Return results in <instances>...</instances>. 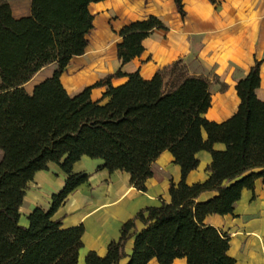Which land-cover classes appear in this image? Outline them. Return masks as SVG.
<instances>
[{"label":"trees","instance_id":"16d2710c","mask_svg":"<svg viewBox=\"0 0 264 264\" xmlns=\"http://www.w3.org/2000/svg\"><path fill=\"white\" fill-rule=\"evenodd\" d=\"M103 1L32 0L31 15L16 19L9 0H0V264H78L84 225L65 230L54 219L89 181L87 174L74 172L75 164L83 157L102 160V170L129 174L131 186L146 193L152 165L167 151L181 168V180L170 183V202L139 211L123 224L104 257L90 252L85 264L154 259L159 264L177 259L237 264L228 254L229 236L204 221L209 215H234L244 190L255 193L259 181L264 185V101L257 95L261 62L238 82V111L222 123L205 117L212 106L211 74L193 75L183 60L150 80L118 70L70 96L61 77L73 58L87 53L95 20L89 7ZM175 4L184 18L183 0ZM160 29L166 28L155 16L126 25L116 46L121 66L140 57L144 41ZM49 66L52 75L27 91ZM124 77L125 84L112 85ZM103 87L108 91L94 102L92 91ZM217 144L224 149L216 150ZM201 152L211 156L208 178L190 185L187 179L199 168ZM51 165L66 175L65 185L48 211L36 208L23 226L20 210L27 188ZM209 193L213 197L203 201Z\"/></svg>","mask_w":264,"mask_h":264},{"label":"crops","instance_id":"0c3cea01","mask_svg":"<svg viewBox=\"0 0 264 264\" xmlns=\"http://www.w3.org/2000/svg\"><path fill=\"white\" fill-rule=\"evenodd\" d=\"M9 2L16 19L31 15L32 0L27 7ZM89 9L95 20L87 53L73 58L61 77L70 96H76L89 87L88 74L93 72L90 69L91 52H95L97 47L110 45L117 55L116 46L122 40L120 31L131 22L155 16L166 29L153 31L143 43L144 53L118 70L124 74L139 72L145 80H150L158 70L183 60L193 75L210 73L213 83L212 106L205 117L222 123L238 111L240 99L236 86L258 61L261 62V86L257 95L259 99L262 98L264 0H217L215 5L208 0H183L186 13L184 18L178 12L175 0H105L91 4ZM94 33L95 36L100 35L96 39L97 45L90 39ZM52 72L53 66H49L33 80L47 73L39 81L42 82ZM115 72L103 75L92 85ZM82 80L83 84L80 82L79 87L73 83ZM127 81L126 77L113 79L112 85L118 87ZM107 91L108 87L94 89L92 100L101 101ZM215 149L223 150L224 146L217 144ZM198 158L201 162L199 168L187 179L190 185L204 182L208 178L206 168L211 163V156L201 152ZM102 166V160L88 157H83L75 164L74 172L87 174L89 181L73 192L54 215L55 220L62 221V229L82 224L85 227L78 264H85V258L90 252L104 257L109 244L119 239L123 224L147 207L158 206L161 201L170 202V183L177 184L181 180V168L173 163V157L168 151L153 163V177L147 181L146 193L131 186L129 174H110L102 170ZM65 181L66 175L55 165H51L49 171L39 172L27 188L20 210V224L28 226V216L36 208L48 211L53 195L63 189ZM211 197L212 193L205 194L202 200ZM204 223L229 236L228 254L237 264H264V185L261 181L257 183L255 193L244 190L241 200L235 206L234 215H209ZM138 227L140 230L143 228L141 223H138ZM132 247L133 240L127 244L129 254ZM149 264L159 263L154 259ZM173 264H187V260L177 259Z\"/></svg>","mask_w":264,"mask_h":264},{"label":"rangeland","instance_id":"374dc122","mask_svg":"<svg viewBox=\"0 0 264 264\" xmlns=\"http://www.w3.org/2000/svg\"><path fill=\"white\" fill-rule=\"evenodd\" d=\"M9 1H12V3L14 5L21 4L25 7L29 6V2H30V0H9ZM98 31H101V30H98ZM95 33L93 34L92 37H90V39L93 41V43L95 45H97L98 43L96 42V39H97V37H100V35L98 34L95 36ZM96 49L97 50L95 52H91L89 54V58L91 60V68L90 69L93 72L88 74V80H87L88 86H91L92 83L96 82L103 75L117 71L121 66V64L118 60V57L116 55V50L114 51L112 46L109 45V46H106L104 48L103 47H99V48L97 47ZM46 74L47 73H42L41 75L36 77L34 80H32L26 86L27 91L32 92L34 86L37 85L38 83H40L39 81L41 79L45 78ZM93 74H95V76H92ZM80 82H81V84H83V80L76 82V83L74 81L73 83L76 87H79L81 85ZM261 97H262L261 98V100H262L264 97V94H262ZM1 159H2V152L0 151V160Z\"/></svg>","mask_w":264,"mask_h":264}]
</instances>
